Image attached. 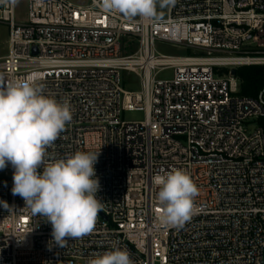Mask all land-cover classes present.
Returning a JSON list of instances; mask_svg holds the SVG:
<instances>
[{"label":"built area","instance_id":"built-area-1","mask_svg":"<svg viewBox=\"0 0 264 264\" xmlns=\"http://www.w3.org/2000/svg\"><path fill=\"white\" fill-rule=\"evenodd\" d=\"M16 2L0 0L9 26L0 76L70 104L73 118L47 151L99 152L103 210L91 233L60 247L51 224L12 194L8 164L0 264H88L115 247L135 264H264V90L241 95L231 73L264 65V0H175L159 23L106 14L93 0H26L20 20ZM158 44L194 53L164 54ZM165 69L172 78L159 77ZM126 111L144 119L126 121ZM172 169L186 171L199 194L190 220L165 228L158 192Z\"/></svg>","mask_w":264,"mask_h":264},{"label":"clouds","instance_id":"clouds-1","mask_svg":"<svg viewBox=\"0 0 264 264\" xmlns=\"http://www.w3.org/2000/svg\"><path fill=\"white\" fill-rule=\"evenodd\" d=\"M175 0H93L106 14L126 19L140 17L153 23L162 21L164 9ZM67 101L47 96L42 86L28 80L4 82L0 76V170L14 169V196L25 201L33 216L51 224L54 244L66 247L68 239L93 231L103 203L97 197L99 178L94 165L99 152L77 151L52 159L48 149L71 122ZM199 189L182 169H172L158 192V216L165 227H182L194 214ZM8 207L6 201H0ZM88 264H135L126 248L115 247L89 259Z\"/></svg>","mask_w":264,"mask_h":264},{"label":"rangeland","instance_id":"rangeland-1","mask_svg":"<svg viewBox=\"0 0 264 264\" xmlns=\"http://www.w3.org/2000/svg\"><path fill=\"white\" fill-rule=\"evenodd\" d=\"M78 3L83 2V0H76ZM166 8L159 9L158 11H161L163 14H165ZM16 11H17V17L18 19L22 20L25 19L27 16V2L26 0H17L16 2ZM264 41H260L261 43ZM9 26L6 23L0 22V59L3 58L8 54L9 51ZM156 49L160 53L169 54V55H191L194 53V49L184 50L182 48H176L171 45H162L158 44L156 45ZM260 67H264V65L255 64ZM253 65H245L241 66V68L249 67ZM216 74L222 76L224 74L228 73V69L225 68H215ZM159 77L161 79H170L173 77V70L172 69H165L160 72ZM125 88L127 89H139V85L136 82H130L128 85L127 82H125ZM264 92V91H263ZM123 119L126 121H141L144 119V113L140 111H126L123 113Z\"/></svg>","mask_w":264,"mask_h":264},{"label":"trees","instance_id":"trees-1","mask_svg":"<svg viewBox=\"0 0 264 264\" xmlns=\"http://www.w3.org/2000/svg\"><path fill=\"white\" fill-rule=\"evenodd\" d=\"M237 76L241 81L240 94L249 97H258L264 90V67L257 65L237 69ZM264 129V117L259 119Z\"/></svg>","mask_w":264,"mask_h":264},{"label":"water","instance_id":"water-1","mask_svg":"<svg viewBox=\"0 0 264 264\" xmlns=\"http://www.w3.org/2000/svg\"><path fill=\"white\" fill-rule=\"evenodd\" d=\"M231 73H232V75H237V70L236 69H232Z\"/></svg>","mask_w":264,"mask_h":264},{"label":"crops","instance_id":"crops-1","mask_svg":"<svg viewBox=\"0 0 264 264\" xmlns=\"http://www.w3.org/2000/svg\"><path fill=\"white\" fill-rule=\"evenodd\" d=\"M5 57V56H4Z\"/></svg>","mask_w":264,"mask_h":264}]
</instances>
